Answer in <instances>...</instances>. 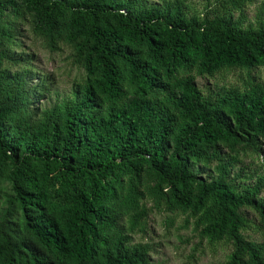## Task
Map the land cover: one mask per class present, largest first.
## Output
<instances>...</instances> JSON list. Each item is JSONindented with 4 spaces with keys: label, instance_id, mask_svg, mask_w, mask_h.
Here are the masks:
<instances>
[{
    "label": "trees",
    "instance_id": "1",
    "mask_svg": "<svg viewBox=\"0 0 264 264\" xmlns=\"http://www.w3.org/2000/svg\"><path fill=\"white\" fill-rule=\"evenodd\" d=\"M258 1L0 0V264H154L134 242L154 212L231 247L221 264H264L247 234L264 172L245 163L264 166ZM27 29L82 72L65 97ZM228 74L241 84H197Z\"/></svg>",
    "mask_w": 264,
    "mask_h": 264
},
{
    "label": "rangeland",
    "instance_id": "2",
    "mask_svg": "<svg viewBox=\"0 0 264 264\" xmlns=\"http://www.w3.org/2000/svg\"><path fill=\"white\" fill-rule=\"evenodd\" d=\"M193 5L202 9L204 0H192ZM264 0H259L257 4L250 6L248 16L251 21L255 20L256 14ZM23 49L34 56L33 64L39 73L50 76L53 84L52 97L56 99L68 95L74 83L81 78L82 72L74 67L69 60L70 51L52 53L47 50L42 42L37 39L28 29L23 39ZM264 82V70L256 73ZM238 74H228L217 76L216 78H197L200 88H206L215 84L235 85L241 84ZM50 102V100H46ZM47 102V103H48ZM46 103V102H45ZM254 160V161H253ZM255 162L253 167L264 172L261 159H246L245 163ZM250 238L256 241H264V233L248 231ZM135 243H150L154 247V264H221L226 261L231 247L219 244L212 246L207 240H202L199 233L195 231L192 223L187 224L185 216H178L175 222L168 219L166 214L154 212L149 219V226L146 233H139L134 236Z\"/></svg>",
    "mask_w": 264,
    "mask_h": 264
}]
</instances>
